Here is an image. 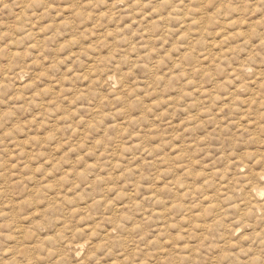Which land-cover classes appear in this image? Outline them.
<instances>
[{
	"label": "rangeland",
	"instance_id": "374dc122",
	"mask_svg": "<svg viewBox=\"0 0 264 264\" xmlns=\"http://www.w3.org/2000/svg\"><path fill=\"white\" fill-rule=\"evenodd\" d=\"M260 4L0 0V264H260Z\"/></svg>",
	"mask_w": 264,
	"mask_h": 264
},
{
	"label": "clouds",
	"instance_id": "9594fccd",
	"mask_svg": "<svg viewBox=\"0 0 264 264\" xmlns=\"http://www.w3.org/2000/svg\"><path fill=\"white\" fill-rule=\"evenodd\" d=\"M261 8H264V0H261V4H260ZM249 11L251 12L252 11V8L249 7ZM254 255V254H253ZM260 264H264V259H261L260 260Z\"/></svg>",
	"mask_w": 264,
	"mask_h": 264
}]
</instances>
